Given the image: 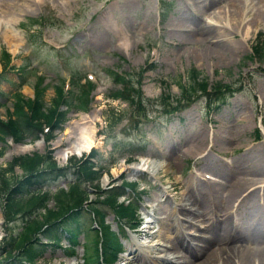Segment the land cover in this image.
<instances>
[{
    "label": "rangeland",
    "instance_id": "obj_1",
    "mask_svg": "<svg viewBox=\"0 0 264 264\" xmlns=\"http://www.w3.org/2000/svg\"><path fill=\"white\" fill-rule=\"evenodd\" d=\"M232 1L0 0V52L2 48L8 49L7 42L10 40L17 46L12 69L7 67L0 72V90L3 94L0 96V118L6 117L16 90L23 97H31L32 87L34 90L41 86V100L48 105L53 90L67 74L71 76V92L76 91L74 81L85 71L92 72L96 83V89L89 90L86 109L73 105L65 108V102L60 105L59 109L65 110L66 119L61 122L60 129L48 128V139H45L42 131H38L36 138L25 135L15 141L5 136L0 140V176L1 168L17 155L49 150L55 164L66 169L65 176L36 185L33 190H45L43 193H48L46 205L53 208L56 204L49 194L77 182L87 192L86 199L81 201L84 204L94 195L86 183L76 181L71 173L79 155L63 152V149L69 140L66 129L79 124L77 120L85 123V119H92L93 130H96L93 131L95 142L91 146L95 148V156L102 165L96 181L98 188L102 190L109 185L120 184V180H135L134 188L142 189L136 209L138 225L133 230H126V234L120 230V225L118 227L113 211L100 205L104 221L120 236L121 251L114 264H150L153 260L157 264H164L169 262L167 258L174 261L171 256L182 252L178 244L177 248L170 243L175 229L177 232L182 230L192 243H200L197 240L199 235L211 236L209 230L201 226L208 219L200 224L196 218L176 212L178 205H188L199 197L198 179L205 178L204 173H213L208 164L221 163L232 167L247 147L254 144L264 147V63L250 57L251 45L255 42L256 45L264 44V0L241 1V21L232 23L236 32H230L227 36L226 43L235 45L230 47L233 49L229 55L221 48L218 53L223 56L217 58L216 51L208 50L212 46L207 39L205 41L208 43L202 39L196 45L193 42L196 38H192L201 36L196 31L191 33L193 29L196 30L197 24L214 25L205 21L209 18L210 10L221 12L217 13V18L220 15L221 19L229 17ZM41 12L45 13L46 21L51 22V25L44 26L42 38L53 39L57 44H63V48L53 51L41 43L37 35L28 34L24 28L37 27V17ZM3 17L9 22L6 23ZM229 29L233 30V27L229 26ZM10 30L15 38L9 40L5 38V32L9 34ZM244 31H247L246 35H243ZM260 39L263 41L259 42ZM118 42H124L125 48L118 49ZM148 47L151 55L148 54ZM55 55L61 58L60 62L56 61ZM20 66L23 68L20 69ZM129 68L134 72L136 70L135 74L139 72L138 84L145 97L139 103L107 96L120 86L111 79L108 69L129 71ZM191 68L199 71L198 77L205 76L209 84H224L218 92L209 94L210 98L218 95V98H213L215 101L211 99L214 106L207 104V96L196 87L192 97L179 95L181 92L175 80L181 75L187 82ZM36 72H41V75L36 76ZM78 89L79 95L86 93L84 88ZM179 104L181 109L173 110V106ZM135 129L143 132L141 141L133 135ZM169 137L175 142H170ZM180 152H184V155L180 156ZM11 169L13 172L3 173V176L12 174L7 184L0 187V264H27L20 262L17 254L3 256L5 240L18 231L22 218L27 215L15 210L12 215L4 214L2 206L9 186L22 175L17 164ZM259 179H262L259 184L263 185L264 176ZM2 184L3 181H0ZM130 195L131 191L125 189L123 195L116 197V201L125 202ZM186 197L191 199L187 200ZM255 200L264 203L261 190L259 196L257 192ZM244 206L238 210L236 221L242 218ZM31 211L34 213L37 208ZM257 212L264 214L259 207ZM91 224L94 225V222L91 221ZM82 233L77 235L78 243L82 242L85 255L90 256L93 232L84 229ZM33 234L38 236L37 232ZM250 239L256 242L255 245L261 240L263 244L264 234L258 238L260 241L247 238L248 241ZM41 240L44 241L43 238ZM155 241L162 244L157 252L147 247ZM59 243L61 247L46 246L30 264H84L80 244L73 247L71 255L62 248L66 245L65 240L60 239ZM211 244L214 248L215 244ZM198 255H195L197 259ZM232 258L236 264V257ZM220 262L216 260L211 264Z\"/></svg>",
    "mask_w": 264,
    "mask_h": 264
},
{
    "label": "trees",
    "instance_id": "obj_2",
    "mask_svg": "<svg viewBox=\"0 0 264 264\" xmlns=\"http://www.w3.org/2000/svg\"><path fill=\"white\" fill-rule=\"evenodd\" d=\"M258 41L262 42L263 40ZM255 43L252 46L250 57L257 59L259 63H264V44L261 46ZM1 55L5 58L3 53ZM198 72L197 69L191 68L189 80L185 81L183 85L180 84L179 78H176L175 84L182 95L191 97L198 89L209 98V94L218 92L219 87L224 85L209 84L205 76H197ZM108 73L111 79L120 85L108 93V97L135 103H139L143 99L138 89L133 86L134 82L131 75L121 76L112 70H108ZM126 83L128 84L126 85ZM84 86L86 87H84L86 90L84 95H79L80 90L78 88H82V85L77 83L74 86L76 91L68 90L63 97H61L59 88L56 89L48 105H44L41 100V89L36 88L33 99L23 98L16 91L13 95L10 112L4 119L0 118V140H3L5 136H10L15 141L21 140L25 135H29V138H36L37 132L41 131L43 125L51 129L59 127V121L65 117L64 110L59 109V105L65 102V108H69L71 105L83 108L87 104L89 87L86 84ZM129 90L131 92L128 93ZM215 97L218 98V95ZM48 134L47 129L43 136L48 138ZM94 152L95 149L92 148L90 155H93ZM15 164L21 168L22 175L10 184L2 207L6 215H12L13 210L27 215L22 218L19 230L15 234L11 233L8 240H5L3 249L6 256L10 255V250L15 249L19 251L20 259L31 262L46 246H56L61 238L67 243L65 252L71 253L73 246L77 244V235L84 229H89L92 230L94 238L92 254L90 256L84 254L83 256L86 264H103V262L108 263L116 259L120 250L119 236L104 221L100 205L111 209L117 216V220H123L124 223L130 224L134 220V197H126L125 202H122L116 201V196L123 194L125 189L134 190L136 181L120 180V184L100 190L96 182L99 171L92 169V164L87 159H80L76 161V167L71 173L76 177V181H89L94 185L95 190L91 191L94 197L82 204L81 201L86 199L87 192L78 186L77 182H71L66 189L59 188L56 192L49 194L56 204L53 208H49L46 205L48 193H39L33 188L36 185L53 181L56 177L65 176L66 169L57 166L50 158L48 151L45 153L35 151L24 153L17 155L14 160L1 168L0 181H3V184L0 186L4 187L11 177L10 173L7 176H3V173L5 171L10 172L11 167ZM135 197L137 198L138 195L135 194ZM35 208L37 211L32 213L31 209ZM91 221L94 222V225L91 224ZM117 225L119 227V224ZM120 230L122 231L121 228ZM34 232L41 236H34ZM42 236L45 241L41 240ZM57 246L59 245L57 244Z\"/></svg>",
    "mask_w": 264,
    "mask_h": 264
},
{
    "label": "bare ground",
    "instance_id": "obj_3",
    "mask_svg": "<svg viewBox=\"0 0 264 264\" xmlns=\"http://www.w3.org/2000/svg\"><path fill=\"white\" fill-rule=\"evenodd\" d=\"M241 1L242 0L232 1L233 7L230 11H228L229 17L227 18L224 17L221 19V15L217 18L218 11L210 10L207 15L209 18L205 19V21L207 22L208 20V22L214 23V25L206 26L204 23L197 24L196 30L193 29L194 32L191 33L193 34L196 31V34L201 36L192 37L193 39L196 38L193 42L196 45H199V42H202V39H204V42H206L205 40L207 39L209 43H206L211 44L210 46H212L208 50L216 51L217 58L221 59V56H223L218 53L221 48H224L223 52H225L226 55H229V53L232 52L230 50L233 49L230 47H235V45L226 43L228 40L227 36L230 32L235 31V26H233L232 23H235L237 20L239 21L242 18L241 15L243 13V7H240ZM2 19L6 23L9 22L5 17ZM229 26L233 27V30L229 29ZM7 32H5V38H8L9 40L15 38L14 33H11L12 30H10L9 34ZM246 33L247 31H244L243 35H246ZM189 34L190 33L188 32L187 37ZM10 41L7 42L8 46L15 45V42ZM85 116L88 115L85 114ZM77 122L79 124H74L72 128L66 129L69 140H67L63 152H73L75 154H79L82 151L89 149L91 145H94L95 137L93 131H95L96 128L93 130L94 125L92 119H85V123L90 122V124H85L84 122H81V120H77ZM183 153L184 152H180V156L184 155ZM63 155L64 153L62 156ZM176 156L180 157L179 154ZM208 166L213 169V173H211L214 174V177L199 178L197 181L199 197L196 200L191 201L190 204H185L187 206L183 204L178 205L176 212L184 213L187 216L189 215L190 218L194 217L199 220L200 224L208 219L209 221L201 226L206 227L211 236L204 237L199 232L202 236H196L200 243H192L186 239L184 236L185 234L182 233L180 228L178 229L180 230L179 232L175 229L173 240H171L170 243L175 246L178 244V246L182 248V252L178 255L171 256L174 258V261H170L171 258H169V262H165L164 264H211L216 260H220L221 264H235L233 261L234 259L232 258L234 256L236 257V264H264V243H261L262 240L259 242L262 245L259 243L258 245H255V241H251V239L250 241L247 240V238L259 240L258 238L264 234V214L258 213L260 212L259 210L257 212L258 207L264 210V203H259L255 200L257 192L259 196V190H261V195L264 198V184H259V182L262 181V179L259 178L264 176V147L259 144L247 147L232 167H228L229 165L226 167L221 163H218L217 165L215 163H210ZM186 187H188V185ZM188 199L191 198L188 197ZM244 205L246 208L242 211L244 212L242 214V218L239 217L238 221H236L235 218L238 216H235L238 215V210ZM240 214L241 213H239V215ZM213 219H215V221L212 223L211 221ZM216 219L218 220L216 221ZM155 242V244L151 243L147 245V247L151 248V251L157 252L162 244L157 241ZM211 242L215 244L213 245L214 248H212ZM245 242L249 244H246ZM247 245L248 247H246ZM249 247L255 248L250 249ZM196 253L199 254V259L195 257ZM157 263L158 262H155L154 260L150 262V264Z\"/></svg>",
    "mask_w": 264,
    "mask_h": 264
}]
</instances>
